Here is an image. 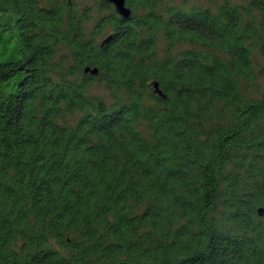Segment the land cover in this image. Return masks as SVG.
<instances>
[{"label": "trees", "instance_id": "1", "mask_svg": "<svg viewBox=\"0 0 264 264\" xmlns=\"http://www.w3.org/2000/svg\"><path fill=\"white\" fill-rule=\"evenodd\" d=\"M87 1L0 0V264H264V0Z\"/></svg>", "mask_w": 264, "mask_h": 264}, {"label": "rangeland", "instance_id": "2", "mask_svg": "<svg viewBox=\"0 0 264 264\" xmlns=\"http://www.w3.org/2000/svg\"><path fill=\"white\" fill-rule=\"evenodd\" d=\"M164 2H168L171 4H185L187 3L188 5H193V4H202L204 6H216L217 3H220L222 0H163ZM241 2H244V0H238ZM83 4L88 3V4H93L90 1L87 0H81ZM98 3V2H97ZM95 15H99V7L97 6L96 9L94 10ZM104 13V11H102ZM94 22L90 23V27L94 25ZM166 42L164 40H161L159 45L161 47V52H163V47ZM189 44H181L176 46L177 49H182L184 47H189ZM254 59L257 63V72H258V78H257V83L255 88L251 89L249 91L250 94L258 97H264V55L260 52L259 47H257L254 51ZM89 92L91 95H97L103 97L106 101L112 102L113 98L110 93V91L107 90L103 82L100 81H95L94 84L89 88ZM68 122L70 123H75V119L77 117V114L75 115H70V114H65L63 116ZM264 220V218H263Z\"/></svg>", "mask_w": 264, "mask_h": 264}, {"label": "water", "instance_id": "3", "mask_svg": "<svg viewBox=\"0 0 264 264\" xmlns=\"http://www.w3.org/2000/svg\"><path fill=\"white\" fill-rule=\"evenodd\" d=\"M109 1H111L114 4L116 11L122 16L129 17L131 15L132 9L131 7L128 6L127 0H109ZM86 70H89V67ZM97 71H98L97 68L92 69L93 73H96ZM154 85L156 88H158L157 82H155ZM158 91L159 93H161L159 89ZM260 212L263 214L262 210H260Z\"/></svg>", "mask_w": 264, "mask_h": 264}]
</instances>
